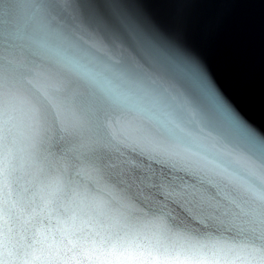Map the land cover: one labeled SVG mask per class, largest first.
<instances>
[{
  "label": "water",
  "instance_id": "obj_1",
  "mask_svg": "<svg viewBox=\"0 0 264 264\" xmlns=\"http://www.w3.org/2000/svg\"><path fill=\"white\" fill-rule=\"evenodd\" d=\"M0 264H264V0H0Z\"/></svg>",
  "mask_w": 264,
  "mask_h": 264
}]
</instances>
